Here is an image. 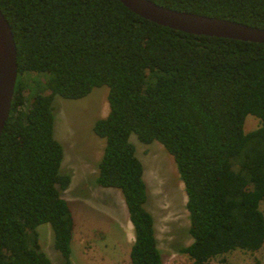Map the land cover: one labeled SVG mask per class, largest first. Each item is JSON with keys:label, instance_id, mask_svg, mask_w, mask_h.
Masks as SVG:
<instances>
[{"label": "trees", "instance_id": "trees-1", "mask_svg": "<svg viewBox=\"0 0 264 264\" xmlns=\"http://www.w3.org/2000/svg\"><path fill=\"white\" fill-rule=\"evenodd\" d=\"M264 28V0H153ZM17 44L18 77L0 137V264H54L38 226L71 260L75 216L62 190L57 96L108 86L97 184L121 190L135 231L132 264H164L131 135L160 142L187 194L191 264L264 247V43L160 25L120 0H0ZM34 75V76H33ZM32 76V77H31ZM259 126L245 131L246 117Z\"/></svg>", "mask_w": 264, "mask_h": 264}, {"label": "rangeland", "instance_id": "rangeland-1", "mask_svg": "<svg viewBox=\"0 0 264 264\" xmlns=\"http://www.w3.org/2000/svg\"><path fill=\"white\" fill-rule=\"evenodd\" d=\"M34 76V75H33ZM32 77V76H31ZM108 86L94 87L80 99L57 96V139L63 144L62 171L71 174V183L62 195L72 207L76 224L72 239L73 264H132L131 246L135 231L129 219L124 195L115 187L96 182L98 163L105 140L93 125L97 118L109 113ZM259 126V118L249 114L244 129ZM131 141L144 164L147 183L146 207L155 219L156 235L164 264H191L190 256L181 249L192 242L187 194L174 157L158 141L146 144L135 134ZM264 213V201L261 203ZM42 250L54 264H65L62 253L54 246V233L49 223L38 226ZM225 264H264V247L250 252L234 250L212 260Z\"/></svg>", "mask_w": 264, "mask_h": 264}, {"label": "water", "instance_id": "water-1", "mask_svg": "<svg viewBox=\"0 0 264 264\" xmlns=\"http://www.w3.org/2000/svg\"><path fill=\"white\" fill-rule=\"evenodd\" d=\"M131 11L160 25L189 33L264 43V28L167 7L153 0H120ZM17 44L0 8V137L10 115L18 77Z\"/></svg>", "mask_w": 264, "mask_h": 264}]
</instances>
